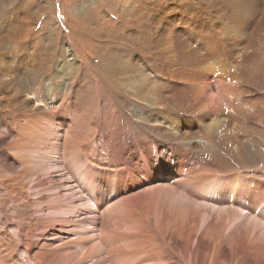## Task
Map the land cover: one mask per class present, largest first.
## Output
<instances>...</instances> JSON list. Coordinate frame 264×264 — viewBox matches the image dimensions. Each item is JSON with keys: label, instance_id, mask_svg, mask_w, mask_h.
Returning <instances> with one entry per match:
<instances>
[{"label": "bare ground", "instance_id": "bare-ground-1", "mask_svg": "<svg viewBox=\"0 0 264 264\" xmlns=\"http://www.w3.org/2000/svg\"><path fill=\"white\" fill-rule=\"evenodd\" d=\"M130 12L131 25L126 29H131L124 47L116 46L115 50L101 54L100 75L94 80L82 77L84 84L77 88L61 86L59 82L46 83L45 96L40 94L38 98L45 107L39 105L37 113L26 115L27 123L31 124L21 130L31 135L39 133V136L40 132L45 135L47 125L57 130L59 150L56 148L54 152V168L64 178L61 186L66 189L69 185V194L75 193V199L82 202V206L86 201L81 193L114 195L110 204L120 212L114 213L117 214L113 218L114 225L137 229L136 233L132 231L133 241L126 244L140 250L139 255L131 259L136 264H143L147 258L146 261H152L158 246L165 244L189 264L187 255L191 249L188 240L181 239L180 232L188 226L198 228V218L205 214L202 212L206 207L224 210L225 216L223 223L205 225L201 231L210 247L219 251L224 245L231 252V264H247V260L238 258L234 244L243 241L252 248L251 239L237 237L238 233L234 232L226 236L224 229L235 218L250 216L255 221L264 218V0H144ZM85 14L81 21L85 24L87 20L92 25L93 18L88 12ZM19 25L18 21L14 27L20 28ZM12 32V36L18 34ZM94 35L97 37L96 31ZM119 35L115 36L121 37ZM18 37L11 44L13 47L22 38ZM3 44L1 36L0 47H4ZM121 56L128 59L121 60ZM10 69L8 67L7 75ZM24 69L23 88L27 90L30 81L36 82L39 78V70L35 63ZM14 75L15 78L7 77L8 88L15 86L17 80L21 81L15 72ZM62 77L59 75L57 79ZM99 89L101 99L97 97ZM34 94L37 95L35 91ZM46 96L47 100L43 98ZM126 127H130L129 134ZM19 137L16 136L17 140ZM28 138L26 146L20 139L14 147H30L32 142ZM147 145L148 148L152 145L171 162L170 166H175L177 175L171 179L175 183L147 184L142 176H147L149 169L154 175L153 163L148 164V169L140 159ZM34 149L31 147V151ZM41 152L44 155L27 156L35 159L33 164L37 170L44 167L42 162L48 156L45 150ZM18 157L22 170L30 172L26 156ZM84 166L86 169L80 171ZM165 172L173 174L167 170L159 174ZM52 175L37 178L36 186L47 187ZM87 175L97 178L95 183L87 177L88 186L92 187L88 193L74 187V177L85 179ZM182 182H203L211 199L216 198L214 189L219 185H225L229 195L219 199L222 206L195 198L200 203L199 206L195 201L199 206L195 209L196 206L189 207L193 198L190 202L187 200L190 209L182 211L187 216L182 225L158 205L154 209L158 216L154 217L153 208L148 204L154 206L157 200L147 199L148 191H156L163 185L176 189ZM180 187L186 188L185 185ZM1 188L6 190L5 185ZM20 189L23 187L19 186ZM241 205L253 213H244V208L241 212L238 210ZM52 227L61 229V225ZM105 233L111 234L113 230L108 228Z\"/></svg>", "mask_w": 264, "mask_h": 264}, {"label": "rangeland", "instance_id": "rangeland-1", "mask_svg": "<svg viewBox=\"0 0 264 264\" xmlns=\"http://www.w3.org/2000/svg\"><path fill=\"white\" fill-rule=\"evenodd\" d=\"M140 2H144V0H0V38L2 36V39H4L3 45H5L0 47V57L2 58H0V264H136L135 260L131 259L134 256L137 257L140 250L136 249L137 247H126V244L128 245L133 241L131 235L136 233L137 229L134 230L125 226L117 228L114 225V215L120 213L117 209H113L110 204L114 195L88 193V190H92V187L88 186V178L94 180V182L97 178L95 176L88 177L87 175L84 179L76 176L74 177V187L81 188L80 191L88 193L80 192L86 201L82 206L83 203L80 204L75 199V193L71 192L69 194V185L66 189L63 185L61 186L64 178L54 168L56 163L53 156L58 149L56 146V140L58 139L55 137L57 130L53 127L49 129L47 125L45 135L44 132H40V136L39 133L31 135V132L27 134L22 130L26 125L31 124L27 123L26 115L37 113L36 107L39 105L45 107L43 103L39 102L38 98L40 94H43L46 83L54 85L59 82L61 86L77 88L84 84L82 77H85L86 80H94L100 75L102 71L99 61L101 54L109 52L111 49L115 50L114 47L116 46L124 47V42L129 36L127 33L131 29H126L127 25L130 24L129 22H131L130 14L132 13L130 11ZM87 12L88 16L94 20H91V22L93 21L92 25L87 20L85 24L81 21ZM13 15L18 18H14ZM18 21L20 28H15L14 26L18 24ZM12 31H16L18 34L14 37ZM95 31L97 37L94 35ZM114 31L116 32L112 34ZM117 33L121 37H116ZM18 36H22L19 43L24 42L17 50L19 43L14 47L11 44L19 39ZM102 39L107 41H102ZM15 48L16 50L13 52L12 50ZM124 58L128 59L126 56L120 57L121 60ZM129 60L131 59L129 58ZM33 63L38 66L39 78L36 82L30 81L28 89L24 90L23 80L24 75H26L24 68H30ZM8 67H11V69L7 75ZM14 72L21 81L18 82L17 80L15 86L8 88L7 77L14 76L13 78H15ZM59 75L64 78L57 79ZM81 89H84V87ZM34 91L37 94L36 96ZM43 96L45 95L43 94ZM97 97L101 99L100 89L97 92ZM43 98L47 100L48 97ZM83 102L85 103L84 99ZM125 113H130V111L125 110ZM130 119L133 120L134 117ZM41 121L44 122V120ZM129 131L130 127H126L127 134H129ZM16 136H20L18 140ZM27 138L32 142L31 146L17 149L18 141L23 140L26 146L25 139ZM262 139H264V132L262 133ZM38 140H41L40 143H38ZM148 146L142 150L145 156L141 152L142 157L140 159L145 165L147 164L146 166L149 169L148 164L153 162L152 159L162 162L163 157L156 153L152 145H150V148ZM31 147L35 149L31 151ZM42 150H45L48 156L47 158L44 157L46 159L41 165L44 167L40 171L33 164L35 159L28 157L29 155L42 156L44 155L41 152ZM262 154L264 155V150H262ZM19 155L26 156L30 172L22 170L23 165H21L22 161L19 159ZM45 166L47 167L45 168ZM84 167H81L80 171L85 170L86 166ZM53 169H55V172H53ZM172 173L174 175L172 177H175V174L177 175L176 170ZM47 175L53 176L48 179L47 183L49 184L46 185L47 187L45 185L41 188L37 187V180L45 179ZM142 177L146 178L147 184H152L160 179L155 178L150 169L148 175ZM139 178L142 179L141 176ZM162 180L161 182L158 181L159 184L166 183L165 179ZM1 185H5L6 190L3 191ZM183 185L186 188L182 189L180 187ZM19 186H22L23 189L19 190ZM206 187L203 182L198 184L182 182L176 189L167 188L166 185H163L156 191H148L150 198L147 199L157 200L154 201V206L152 204L148 205L153 208L154 217L158 216V213L154 210L155 206L158 205L182 225L187 217L182 214V211H188L192 208L191 206H196L195 209L199 208L200 203L197 202V199L212 205L222 206L221 202H217V198L222 195L225 197L229 195L227 190H224L223 185H219L217 190L214 189L216 198L211 199L210 192L205 190ZM165 194L169 195L165 196ZM88 198L92 199L91 203L87 202ZM175 199L178 204L175 203ZM191 199L193 203L197 202L199 206L197 203L192 204L191 201L188 209V201L190 202ZM167 200H173L175 205L173 206L174 203ZM74 201L75 204L72 203ZM238 208L240 211L244 208V213H253L250 208H246L244 205ZM203 210L202 213L205 214L198 218L200 220L198 228L188 226L187 229L180 232L181 239L182 237L187 239L191 249L187 255L188 260H190L189 264L233 263V261L230 262L232 256L226 246L222 245L219 251L213 250L208 240L201 233L205 225L209 227V225L214 226V224L223 223L224 210L210 207L203 208ZM85 220L86 222H83ZM256 221L250 216L247 219L235 218L225 227L228 232L224 229V235L226 236L230 235V232H234L235 235L238 233L237 237L240 235L251 239L254 244L252 248H248L243 241L234 244L238 258L247 260V264H264V218ZM52 225H61V229L53 228ZM261 225L262 227H260ZM108 228L110 231L113 230V233H105ZM246 232L248 235H246ZM158 247L155 253L157 256L152 255V261H146L149 258L145 254L144 256L147 259L143 261V264H186L184 260H181L179 254L170 251L166 244Z\"/></svg>", "mask_w": 264, "mask_h": 264}, {"label": "clouds", "instance_id": "clouds-1", "mask_svg": "<svg viewBox=\"0 0 264 264\" xmlns=\"http://www.w3.org/2000/svg\"><path fill=\"white\" fill-rule=\"evenodd\" d=\"M156 153L160 154V153L157 152V151H156ZM160 155L163 157V158H162V162H157V161L152 162L153 165H154L153 174H154L155 178H156V177H157V178H160V179L157 180V181H163L162 179H165V182L170 183V184H173V183H175V182H173V181L171 180L173 174L168 173V172L158 174V173H159L160 171H162V170H167V171H175V170H176V168H175L174 165L170 166V163H171V162H169V160H168L165 156H163L162 154H160ZM157 181H156V182H157ZM177 186H178V185H177ZM177 186H176V187H177ZM223 187H224V190H226V189H225V185H223ZM201 195H203V194H201ZM222 197H225V196L222 195L221 197L217 198V202H220L219 199L222 198ZM227 197H228V196H227ZM87 202H88V203H91V202H92V199H91V198H88V201H87Z\"/></svg>", "mask_w": 264, "mask_h": 264}]
</instances>
